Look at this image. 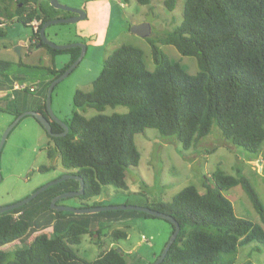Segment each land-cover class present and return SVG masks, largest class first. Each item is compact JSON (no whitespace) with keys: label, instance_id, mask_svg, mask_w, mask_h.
<instances>
[{"label":"trees","instance_id":"obj_1","mask_svg":"<svg viewBox=\"0 0 264 264\" xmlns=\"http://www.w3.org/2000/svg\"><path fill=\"white\" fill-rule=\"evenodd\" d=\"M10 1L12 10L0 7V24L4 23L3 18L14 20L16 17L25 26L38 20L40 26L36 31L33 29L30 45H41L40 48L52 56L53 63L63 53L71 55V61L60 70L54 64L34 67L42 69L43 76L50 78L43 102L35 110L51 119L46 105L48 89L53 80L78 59L81 48L56 50L42 44V26L50 20L63 18L59 15L61 10L54 8L50 0L35 1V6H32L33 0ZM166 4L173 10L175 1L166 0ZM71 15L68 12V16ZM0 34L5 35V32L0 30ZM46 35L48 37V33ZM161 42L174 46L183 56L196 58L199 71L189 74L179 61H172L154 42L155 70L151 71L142 49L125 44L109 54L101 75L93 82L92 91L76 92L75 110L72 117L64 121L69 127L68 134L51 137L45 131L63 167L83 180L84 193L78 197L80 201L100 196L108 186L128 190L127 173L130 168L138 167L141 160L135 138L148 129L173 137L182 151H189L198 147L216 125L232 145L255 157L261 154L264 142V0H185L181 23ZM12 64L0 60V71L6 72ZM118 105L128 108V112L104 113L107 107ZM88 108H94L97 114L90 118L85 116L83 113ZM51 125L54 133L64 131L52 119ZM48 154L52 156V150ZM48 169L41 168L42 171ZM211 178L214 187L204 184L202 191L191 185L174 195L170 202L145 205L174 217L181 227L161 264H230L223 255L235 254L239 247L252 242L264 245V203L251 179L243 174H229L221 168ZM206 180L210 179L206 177ZM73 182L79 186L78 181H66L47 189L30 203L43 198L49 206L55 196L64 192L63 187ZM237 186L246 192L261 223L236 215L233 203L223 192ZM30 203L0 214V247L21 239L33 226L23 211ZM98 206L103 205L81 204V208ZM123 212L74 214L59 231L54 228L53 235L38 234L28 248L16 250L13 260H8L6 252L0 251V264H128L124 250L112 247L105 251L101 231L89 229L95 218L118 221ZM52 213L55 215L49 217V225L54 218L64 217L66 212L52 210ZM140 214L148 219H161L144 212ZM166 222L173 233L175 226ZM87 234L101 249L93 262L80 259L74 248ZM111 235L114 242L128 238L127 232L121 229L113 230Z\"/></svg>","mask_w":264,"mask_h":264},{"label":"rangeland","instance_id":"obj_2","mask_svg":"<svg viewBox=\"0 0 264 264\" xmlns=\"http://www.w3.org/2000/svg\"><path fill=\"white\" fill-rule=\"evenodd\" d=\"M147 1L148 3L140 0H59L63 5L84 10L87 16L74 23L52 25L46 30L49 39L55 44L81 43L86 47L79 65L53 90L52 110L56 117L62 121L72 117L76 92L92 91L93 82L101 75L109 54L125 44L142 49L145 63L151 71L155 70L153 42L172 61H179L189 74L194 75L199 71L196 58L183 56L174 46L161 42L168 32L181 23L185 0H174L173 10L167 6L166 0ZM32 6H35V0ZM0 7L12 10V3L10 0H0ZM59 15L69 17L65 10H61ZM3 21L0 29L5 35L0 34V60L13 64L6 72L0 71V80L11 81L14 77H19L18 80H23L28 86L34 83L37 85L38 80L42 83L38 84L41 89L35 93L14 94V91L8 94L0 90V141L16 116L32 110L28 108H35L44 94L45 90L42 88L47 76H43L45 72L42 69L32 65L54 64L60 70L71 61V55L63 53L56 57L54 63L50 62L45 50L29 46L31 27L17 19L11 21L3 18ZM140 24L151 26L148 37L143 38L131 32L130 27ZM127 112L128 108L121 105L107 107L104 111L108 115ZM83 114L90 118L97 111L88 108ZM135 141L141 160L138 167L130 168L127 173L128 190H119L114 186L104 187L100 196L85 203L145 207L149 203L170 202L185 187L194 185L202 191L205 190L204 184L214 187L211 177L218 168L229 174H243L251 179L264 203V142L261 154L255 157L227 141L216 125L198 147L189 151H182L177 140L162 135L156 129H148L145 134L137 135ZM49 150H52V156L48 154ZM54 150L52 140L37 119L32 115H25L11 130L1 151L0 208L23 201L42 186L72 173L63 167L60 156ZM43 167L49 169L42 171ZM206 177L210 180H206ZM67 189V186L63 187V190ZM223 194L233 203L238 217L250 219L256 224L261 223L260 215L241 186ZM60 205L80 208L81 201L78 198H68ZM52 210V205L48 206L43 198L24 208L25 216L33 222V226L21 239L0 247V251L6 252L8 260L14 259L16 250L28 248L36 235H53L54 228L59 231L65 226L68 216L73 218L76 214L66 212L64 217L54 218L49 225V217L55 215ZM121 217L113 222L95 218L89 224V229L101 231L102 249L105 251L112 247L124 250L128 264L153 263L172 235L171 225L163 219L144 218L139 211L133 210H124ZM115 229L126 231L128 238L114 242L111 232ZM74 248L79 258L85 262L96 260L101 250L89 234L84 235L81 244ZM223 258L230 264H264V245L252 242L239 247L235 254L223 255Z\"/></svg>","mask_w":264,"mask_h":264},{"label":"water","instance_id":"obj_3","mask_svg":"<svg viewBox=\"0 0 264 264\" xmlns=\"http://www.w3.org/2000/svg\"><path fill=\"white\" fill-rule=\"evenodd\" d=\"M50 4L56 9L65 10V11H68V12L74 14V15L66 17V18L53 19V20L46 22L40 30L42 44H46V45H48L51 48L56 49V50H68V49H72V48H76V47L81 48V54L78 57V59L74 63H72L71 66L63 74H61L58 78L53 80V82L51 83V85L48 89V93H47L46 105H47L48 113H49L52 120L56 121L58 124H60L64 128V131L61 133H54L52 131L51 119H49L44 114L39 113L35 110L27 111L24 114L19 115L16 118V120L4 132L2 139L0 141V156H1L2 148L4 146V143H5L8 135H9V133L25 115L34 116L37 119V121L40 123V125L44 128V130L48 133V135H50L51 137H63L65 135H67L69 132V127L67 126V124L64 121H62L61 119H59L58 117H56L55 114L53 113V110H52V93H53L55 86L59 82L64 80L67 76H69L73 72V70L79 65V63L81 62V60L83 59V57L85 55L86 47L81 43L67 44V45L55 44L47 37L46 30L48 27L55 25V24H70V23L77 22L79 20L85 19L87 15H86L84 10L72 8V7H69L67 5H63L59 2V0H50ZM131 32L134 34H137L143 38H146L151 34V26L149 24L135 25V26L131 27ZM40 46L41 45L37 46V48H39ZM18 51H19V48H18ZM1 179H2V175H1V169H0V181H1ZM69 180L79 181L80 182V189L77 191H66V192H63V193L55 196L51 202L52 209L54 211L72 212V213H76V214H87V213H97V212H107V211L133 210V211L144 212V213H147V214L152 215L154 217H158V218L164 219L166 221H169L175 226V231L172 233L167 245L165 246V248L162 251V253L160 254V256L152 264H161L165 260V257L167 256V254H168L171 246L173 245V243L176 241L177 236L181 230L180 224L178 223V221L174 217H172L168 214L159 212L157 210H153L149 207H141V206H133V205H115V206H98V207H82V208L81 207L80 208H74V207H69V206H65V205H58L57 202L61 199L81 196L84 193V182L79 176H77L75 174H66V175L62 176L61 178H59V179H57V180H55L49 184L42 186L41 188L36 190L32 195H30L28 198L24 199L23 201L17 202V203L12 204V205L1 207L0 208V214L8 212V211H12V210L20 208L22 206H25L29 202H31L32 200L37 198L40 194L45 192L47 189H49L53 186L59 185L63 182L69 181Z\"/></svg>","mask_w":264,"mask_h":264},{"label":"crops","instance_id":"obj_4","mask_svg":"<svg viewBox=\"0 0 264 264\" xmlns=\"http://www.w3.org/2000/svg\"><path fill=\"white\" fill-rule=\"evenodd\" d=\"M36 1V0H35ZM44 2V1H43ZM32 3H34V0H33V2ZM14 19H16V18H14ZM11 21H13V20H11ZM27 27H31L32 28V32H33V27L32 26H27ZM1 30V29H0ZM32 35V34H31ZM31 37V36H30ZM29 46L30 47H33V46H31L30 45V38H29ZM37 48V47H36ZM38 50H45L44 52H46L45 54H47V56H48V58H49V60H50V62H52L53 63V58H52V56L48 53V51L46 50V49H44V48H38ZM39 65H41L40 63H37V64H34V65H32V66H34V67H36V66H39ZM44 65H46L45 63H43V66ZM48 66V65H47ZM52 66V65H51ZM3 72V71H2ZM19 78V77H18ZM18 78H13L11 81H9V80H7V81H4V80H0V90H3V91H5V92H7L8 94H11L12 92H14V94L16 93V94H18V93H20V92H37V91H39L41 88L40 87H38V84H41L42 82L40 81V80H38L36 83H37V85L34 83V84H31V85H26L25 84V82L23 81V80H18ZM46 79L44 80V83H43V90H45V87H46V85H47V83L49 82V80H50V78L49 77H45ZM15 84H22V85H26L27 86V89L26 90H15L14 89V85ZM34 88V91H31V88ZM43 92H45V91H43ZM43 95L44 94H42L41 95V97H40V99H39V103H38V105L35 107V108H28V109H32V110H35V109H37L40 105H41V103L43 102ZM16 98V97H15ZM36 111V110H35ZM68 220H72V218L71 217H68Z\"/></svg>","mask_w":264,"mask_h":264},{"label":"built area","instance_id":"obj_5","mask_svg":"<svg viewBox=\"0 0 264 264\" xmlns=\"http://www.w3.org/2000/svg\"><path fill=\"white\" fill-rule=\"evenodd\" d=\"M3 26V24H0V28ZM31 26L33 27V29L36 31L38 30L39 26H40V21L38 20H34L31 22ZM14 89L15 90H25L27 89L26 85H22V84H15L14 85ZM31 91H34V88H31Z\"/></svg>","mask_w":264,"mask_h":264},{"label":"flooded vegetation","instance_id":"obj_6","mask_svg":"<svg viewBox=\"0 0 264 264\" xmlns=\"http://www.w3.org/2000/svg\"><path fill=\"white\" fill-rule=\"evenodd\" d=\"M74 15V14H73ZM72 16V15H71ZM74 181H77V180H74ZM79 182V181H78ZM63 183H65V182H63ZM62 184V183H61ZM65 186H67L68 187V189L67 190H64V192H66V191H77V190H79L80 189V182H79V186H76L74 183H69V184H67V185H65ZM79 196H77V197H73V198H78ZM65 199H68V198H65ZM65 199H61V200H59L58 202H57V204L58 205H60V204H62V201L63 200H65ZM79 199V198H78ZM53 200V199H52ZM82 203H85V202H82L81 201V204ZM81 207V206H80Z\"/></svg>","mask_w":264,"mask_h":264}]
</instances>
